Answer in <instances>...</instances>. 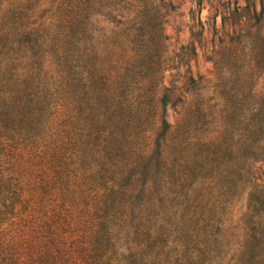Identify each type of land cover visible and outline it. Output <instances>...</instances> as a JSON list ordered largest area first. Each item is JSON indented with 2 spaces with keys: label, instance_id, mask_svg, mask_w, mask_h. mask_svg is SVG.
Masks as SVG:
<instances>
[{
  "label": "trees",
  "instance_id": "16d2710c",
  "mask_svg": "<svg viewBox=\"0 0 264 264\" xmlns=\"http://www.w3.org/2000/svg\"><path fill=\"white\" fill-rule=\"evenodd\" d=\"M157 1L0 0V264H264V0L169 85Z\"/></svg>",
  "mask_w": 264,
  "mask_h": 264
},
{
  "label": "rangeland",
  "instance_id": "374dc122",
  "mask_svg": "<svg viewBox=\"0 0 264 264\" xmlns=\"http://www.w3.org/2000/svg\"><path fill=\"white\" fill-rule=\"evenodd\" d=\"M248 1H252V4L257 6L258 12L261 11L262 0H164L165 3L173 5L168 11L164 2L157 1V4L160 3L165 8L162 11L164 16L162 33L167 38V51L164 52L168 57L167 60L170 61L168 65L174 68L165 74V83L169 85L175 81H185L191 75L215 81L216 69L212 62L214 52L226 45L237 46L238 39L244 36L245 32L242 30H246L247 26L242 16L245 14H236L235 6L239 3L245 7ZM223 17L226 19L224 29L222 28ZM146 25L152 27L145 28L148 33L158 30L153 28L157 22L152 19L148 20ZM109 27L115 30L113 25ZM142 34H145V31L136 35L131 34L133 39H130L125 27H120L108 34L111 39L108 48L113 53L114 64L130 61L132 51L137 46L134 41L140 42L143 38ZM232 69L235 70V67ZM209 97L207 95L206 99L208 100ZM214 105V102L208 101L210 111H217ZM180 111H182L181 108L176 110L169 108L168 120L172 124L178 119ZM243 206L244 203L240 202L233 212L232 223L235 225L242 215ZM231 256L232 253L230 258ZM228 260H230L229 257Z\"/></svg>",
  "mask_w": 264,
  "mask_h": 264
}]
</instances>
